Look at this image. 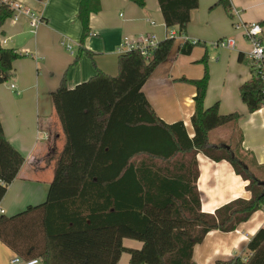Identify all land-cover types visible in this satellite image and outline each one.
I'll return each mask as SVG.
<instances>
[{
    "label": "trees",
    "instance_id": "1",
    "mask_svg": "<svg viewBox=\"0 0 264 264\" xmlns=\"http://www.w3.org/2000/svg\"><path fill=\"white\" fill-rule=\"evenodd\" d=\"M140 6L145 0H133ZM167 28L184 35L199 0H158ZM232 16L229 0H217ZM100 0H81L79 51L91 33L90 16ZM13 14L0 5V24ZM264 24V20L259 22ZM176 41L168 36L146 57L139 48L121 54L118 74L98 70L90 79L69 88L63 81L51 93L66 137L45 202L12 216H0V239L24 259L43 264H117L123 252L132 264H197L195 245L213 229L230 232L264 207V166L256 165L243 146L239 112L223 114L220 102L205 106L210 73L193 82L195 108L191 136L183 121L167 123L158 116L142 88L169 56ZM186 40L178 51L189 55L196 45ZM25 56L0 43V83L11 79L14 62ZM242 53L239 59L242 60ZM250 112L264 105V81L259 75L239 87ZM228 127L225 140L211 142L212 131ZM227 160L248 181L250 199L237 198L214 213L201 209L197 187V154ZM24 155L7 139L0 120V202L16 178ZM252 164L254 167H252ZM129 238L141 248L124 246ZM248 254L217 264H264V227L248 243Z\"/></svg>",
    "mask_w": 264,
    "mask_h": 264
},
{
    "label": "crops",
    "instance_id": "2",
    "mask_svg": "<svg viewBox=\"0 0 264 264\" xmlns=\"http://www.w3.org/2000/svg\"><path fill=\"white\" fill-rule=\"evenodd\" d=\"M22 1L43 20L33 26L28 16L20 14L0 24L1 45L25 55L14 62L11 79L0 83V120L4 133L25 157L19 173L0 202L5 216L15 215L47 199L66 141L51 93L63 81L73 88L95 76L98 70L117 75L121 55L118 48L125 38L139 40L155 35L160 41L171 32L176 33L169 56L157 66L142 90L160 118L167 123L183 121L191 136L194 133L191 117L196 87L187 85L182 78H201L205 70L201 59L206 55L210 78L205 106L219 101L221 113L236 111L242 114L238 122L243 135L242 146L256 165L264 166V105L250 112L239 92V87L252 77V62L247 55L250 44L247 51L244 42L237 44L236 41H244L240 38H234V47L207 45V41H217L226 35H241L247 41L242 31L233 29L230 22L239 19L262 23L264 0H229L231 13L232 10L238 11L237 18L233 13L230 16L223 5L216 4L217 0H199V7L192 11L184 35H178L177 27H166L158 0H145L144 6L133 0H100L101 9L91 14V33L84 42V47L93 53V57L84 51L76 63L73 61L79 51L83 30L78 18L81 0ZM261 25L260 36L264 42V24ZM193 39L202 43L196 45L189 55L179 53V46ZM67 45H71V49ZM241 53L242 60L239 59ZM179 61L184 64L177 69ZM192 62L201 63L203 67L197 65L192 71L186 65ZM228 135L229 128L221 127L211 132L210 140L218 142ZM197 161L200 172L197 187L203 212L214 213L237 198L250 199L248 181L235 172L230 162L214 161L203 153L197 154ZM262 227L264 207L233 231H209L204 240L195 245L193 260L197 264H217L218 260H228L236 255L246 257L249 241ZM123 244L128 248H141L143 245L129 238H124ZM14 254L10 246L0 239V264H9ZM117 264H132L130 254L123 252Z\"/></svg>",
    "mask_w": 264,
    "mask_h": 264
},
{
    "label": "built area",
    "instance_id": "3",
    "mask_svg": "<svg viewBox=\"0 0 264 264\" xmlns=\"http://www.w3.org/2000/svg\"><path fill=\"white\" fill-rule=\"evenodd\" d=\"M0 5H6L13 11L12 16L17 18L20 14L26 15L30 18V23L37 26L42 22V17L26 6L22 0H0ZM233 16L238 17V11L232 10ZM235 28L240 29L250 44V49L247 51L248 58L252 62L254 74L259 75L264 81V42L261 38L262 25L258 22H245L243 20H235ZM170 36H175L176 33L171 32ZM192 43H198V39L190 40ZM157 39L155 35L145 36L139 40L125 38L123 43L118 48L119 53L124 54L127 51L139 48L142 53L149 57L151 49L156 46ZM215 46L234 47L235 40L232 38H221L213 42ZM71 49V45H67ZM14 87V85H12ZM5 214V210L0 207V216ZM9 264H43L40 258L24 259L21 256L14 254L9 261Z\"/></svg>",
    "mask_w": 264,
    "mask_h": 264
},
{
    "label": "rangeland",
    "instance_id": "4",
    "mask_svg": "<svg viewBox=\"0 0 264 264\" xmlns=\"http://www.w3.org/2000/svg\"><path fill=\"white\" fill-rule=\"evenodd\" d=\"M230 26L233 28V29H235V20H232L231 22H230ZM241 31H238V33L239 34H241L240 33ZM227 37L226 38H232V39H234V38H236V40H238V38H240V39H243L244 41H236L237 42V44H239L240 42H244L245 43V45H246V51L248 50V45H249V43H248V41H246L244 38H243V36H241V35H239V37H237V36H233V35H226ZM213 42H215V41H207V45H209V44H211V43H213ZM72 46H74V44H72V43H70ZM210 47V46H209ZM76 49V48H75ZM182 64H184V63H182L181 61H179L178 63H177V69H180L181 67H182ZM186 65H188V67H191V70L192 71H194L195 70V66H197V65H201V63H197V62H192V63H190V65L189 64H187L186 63ZM204 65V64H203ZM202 66V65H201ZM203 67V66H202ZM203 69V68H202ZM208 69H209V73H210V67H209V61H208ZM202 74H204V71H203V73ZM202 74H201V77H202ZM189 79H198V78H189ZM186 83H188L187 85H192V86H195L194 85V83L193 82H187L186 81ZM155 90L157 91V89L155 88ZM221 131V129H219L218 130V133ZM252 167H254V165L252 164ZM129 241H132V240H129ZM136 241V240H135Z\"/></svg>",
    "mask_w": 264,
    "mask_h": 264
}]
</instances>
